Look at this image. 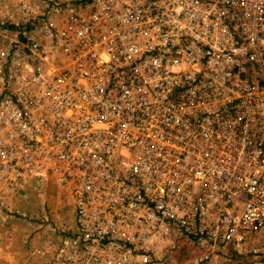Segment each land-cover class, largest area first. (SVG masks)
<instances>
[{"label": "built area", "instance_id": "1", "mask_svg": "<svg viewBox=\"0 0 264 264\" xmlns=\"http://www.w3.org/2000/svg\"><path fill=\"white\" fill-rule=\"evenodd\" d=\"M48 185L39 264H264V0H0V220Z\"/></svg>", "mask_w": 264, "mask_h": 264}, {"label": "rangeland", "instance_id": "2", "mask_svg": "<svg viewBox=\"0 0 264 264\" xmlns=\"http://www.w3.org/2000/svg\"><path fill=\"white\" fill-rule=\"evenodd\" d=\"M17 205L31 220L26 222L17 217L0 220V264H39L31 256V249L48 236L39 228V218L47 216L57 225L66 226L73 219L74 204L68 193L48 185L45 191L36 193L30 201Z\"/></svg>", "mask_w": 264, "mask_h": 264}]
</instances>
